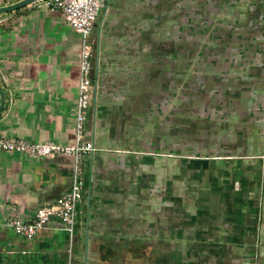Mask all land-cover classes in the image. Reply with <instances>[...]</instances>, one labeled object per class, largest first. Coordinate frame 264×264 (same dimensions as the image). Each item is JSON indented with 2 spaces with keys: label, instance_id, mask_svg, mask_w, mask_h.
Segmentation results:
<instances>
[{
  "label": "crops",
  "instance_id": "1",
  "mask_svg": "<svg viewBox=\"0 0 264 264\" xmlns=\"http://www.w3.org/2000/svg\"><path fill=\"white\" fill-rule=\"evenodd\" d=\"M262 9L102 4L83 129L96 149L82 156L70 264H264ZM78 41L36 0L0 12V136L74 142ZM71 166L63 152L0 149V264H68L64 229L24 236L11 220L64 193Z\"/></svg>",
  "mask_w": 264,
  "mask_h": 264
},
{
  "label": "built area",
  "instance_id": "2",
  "mask_svg": "<svg viewBox=\"0 0 264 264\" xmlns=\"http://www.w3.org/2000/svg\"><path fill=\"white\" fill-rule=\"evenodd\" d=\"M43 6L60 10L68 23L78 32L77 74L75 95L74 142L61 144L53 141H34L20 137L0 136V149L27 155H43L63 152L72 158L68 189L52 202L37 208L31 221L14 218L11 224L17 234L32 236L45 227L61 228L67 232L68 264L74 246L77 204L82 189V156L93 152L96 147L90 140L83 139L85 115L91 100L92 51L91 38L93 21L102 4L108 0H36Z\"/></svg>",
  "mask_w": 264,
  "mask_h": 264
},
{
  "label": "water",
  "instance_id": "3",
  "mask_svg": "<svg viewBox=\"0 0 264 264\" xmlns=\"http://www.w3.org/2000/svg\"><path fill=\"white\" fill-rule=\"evenodd\" d=\"M31 1H34V0H16V1L11 2L9 4L1 5L0 6V12L15 9V8L20 7L26 3L31 2ZM3 104H4V91H3L2 87L0 86V109L2 108Z\"/></svg>",
  "mask_w": 264,
  "mask_h": 264
},
{
  "label": "flooded vegetation",
  "instance_id": "4",
  "mask_svg": "<svg viewBox=\"0 0 264 264\" xmlns=\"http://www.w3.org/2000/svg\"><path fill=\"white\" fill-rule=\"evenodd\" d=\"M261 7H262V4H260V9H261ZM260 9H259V10H260ZM262 11L264 12V10H263V9H262Z\"/></svg>",
  "mask_w": 264,
  "mask_h": 264
}]
</instances>
